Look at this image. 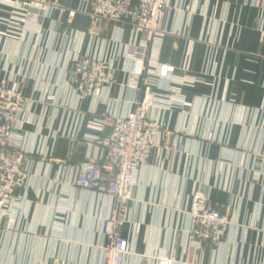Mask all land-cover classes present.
Instances as JSON below:
<instances>
[{
    "label": "crops",
    "instance_id": "1",
    "mask_svg": "<svg viewBox=\"0 0 264 264\" xmlns=\"http://www.w3.org/2000/svg\"><path fill=\"white\" fill-rule=\"evenodd\" d=\"M24 10L40 20H21ZM164 26L150 90L177 103L138 170L122 264H156L157 255L264 264V0H169ZM141 40L93 20L80 0H0V73L31 101L16 130L28 177L0 210V264H103V223L118 201L73 181L91 161L104 180L113 174L103 160L105 119L129 115L144 94L129 74ZM77 56L102 59L112 84L81 99L70 68ZM197 193L232 221L217 246L192 236Z\"/></svg>",
    "mask_w": 264,
    "mask_h": 264
},
{
    "label": "built area",
    "instance_id": "2",
    "mask_svg": "<svg viewBox=\"0 0 264 264\" xmlns=\"http://www.w3.org/2000/svg\"><path fill=\"white\" fill-rule=\"evenodd\" d=\"M80 1L89 7L93 20L105 19L120 27H130L142 35L141 44L131 48L129 74L131 87L144 89V94L129 115L105 119L111 132L106 138L103 160L113 174L110 179L104 180L101 167L91 161L77 169L73 181L88 191H97L117 199V210L103 223V235L107 240L103 247V264H122L130 252L129 241L123 236L122 227L127 221L138 170L148 162L153 149L158 147L163 134L167 132L162 114L177 103L176 97L150 90L155 85L152 80L158 67L153 50L160 45L166 33L164 21L169 0ZM40 9L44 10L45 7ZM20 19L37 23L40 14L26 10ZM70 68L72 83L81 99L97 95L101 89L112 84L113 71L100 58L77 56ZM160 71L157 75L163 78L166 74L163 69ZM30 102L18 86H11L0 73V210L11 203L16 190L28 177L16 130L26 118ZM191 215L192 236L199 245H219L232 225L228 215L221 213L208 197L199 193L193 197ZM190 250L191 255L194 252ZM153 258L156 264H194L193 261L162 255ZM150 259L146 257L147 261Z\"/></svg>",
    "mask_w": 264,
    "mask_h": 264
}]
</instances>
